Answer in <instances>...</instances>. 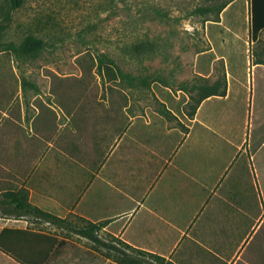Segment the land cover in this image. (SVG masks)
Instances as JSON below:
<instances>
[{
    "label": "crops",
    "instance_id": "1",
    "mask_svg": "<svg viewBox=\"0 0 264 264\" xmlns=\"http://www.w3.org/2000/svg\"><path fill=\"white\" fill-rule=\"evenodd\" d=\"M229 8L212 23L223 26ZM251 18L249 9V30ZM223 59L218 55L197 75L213 78ZM227 82V95L205 99L186 118L176 95L154 88L163 109L130 96L98 99L99 88L81 89L79 99L69 90L56 102L54 88L19 87L0 102V264H122L74 230L10 213L4 194L19 191L71 227L105 223L102 240L166 264H264L257 78L251 106L228 70Z\"/></svg>",
    "mask_w": 264,
    "mask_h": 264
},
{
    "label": "rangeland",
    "instance_id": "2",
    "mask_svg": "<svg viewBox=\"0 0 264 264\" xmlns=\"http://www.w3.org/2000/svg\"><path fill=\"white\" fill-rule=\"evenodd\" d=\"M229 1L24 0L21 8L12 10L10 0H0L1 43L19 45L29 35L45 41L35 55H18L0 46V102L13 99L19 87L54 88L56 102L70 97L69 90L71 98L79 99L81 89L99 88L94 95L98 99L126 102L130 96L163 109L154 88L176 95L179 114L186 118L200 91L192 85L199 84L197 76L205 77L196 72L222 55L213 78H206L214 82L228 70L242 82L237 86L240 99L249 98V106L255 101L251 80L257 78L254 130L262 139L264 65L255 64L264 61V31L253 41L247 22L251 0H234L223 26L212 23L219 15L221 20L219 9ZM204 7L213 9L202 14L198 10ZM16 225L43 228L36 222Z\"/></svg>",
    "mask_w": 264,
    "mask_h": 264
},
{
    "label": "trees",
    "instance_id": "3",
    "mask_svg": "<svg viewBox=\"0 0 264 264\" xmlns=\"http://www.w3.org/2000/svg\"><path fill=\"white\" fill-rule=\"evenodd\" d=\"M233 1L234 0H230L229 2L223 4L220 7L219 12H222ZM23 4L24 0H10V6L12 10L21 8ZM212 9L213 8L211 7H204L200 8L198 11H200L202 14H207ZM251 13V36L253 41H256L259 39L260 33L264 31V0H251ZM219 18L215 21H219ZM11 19L12 16L9 17V21ZM0 46H3L5 47V50H10L18 55H35L45 47V41L41 37L29 35L19 45L14 42H0ZM257 63L264 65V61H259ZM120 72H122L121 69ZM196 80L199 81V84H193L192 89L199 88L200 91L198 92L196 103L189 114L190 117L195 115L198 107L205 99L212 96H225L227 95L228 91L226 73H224L223 76L214 82H212L209 78L201 76H197ZM4 198H6V201H4L5 203L7 202L9 205L14 206V209H12L10 213L32 216L34 218L50 222L59 228L74 230L84 237L92 240L97 245L109 249L107 255L114 257L122 264H156L149 261L147 257L154 258V260L157 261V264H166L165 258L156 256L143 250L134 249L132 246L124 242H120L119 246L114 241L110 242L102 240L98 233L105 226V223L87 222L81 227L74 228L70 226V222H68L66 219L60 218L31 204L26 191L8 192L4 194Z\"/></svg>",
    "mask_w": 264,
    "mask_h": 264
}]
</instances>
